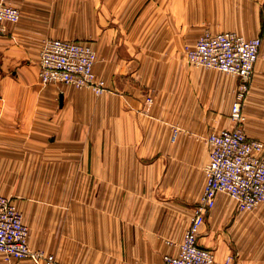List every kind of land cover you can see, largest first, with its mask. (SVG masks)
<instances>
[{
	"label": "crops",
	"instance_id": "0c3cea01",
	"mask_svg": "<svg viewBox=\"0 0 264 264\" xmlns=\"http://www.w3.org/2000/svg\"><path fill=\"white\" fill-rule=\"evenodd\" d=\"M3 1L20 19L0 34V195L29 245L52 264H160L199 202L205 138L237 125V78L185 49L205 31L261 37L242 127L264 141V0ZM47 38L91 45L111 91L41 82ZM254 209L217 194L198 234L215 264H264V202ZM0 264L33 263L0 252Z\"/></svg>",
	"mask_w": 264,
	"mask_h": 264
},
{
	"label": "built area",
	"instance_id": "2783aa9c",
	"mask_svg": "<svg viewBox=\"0 0 264 264\" xmlns=\"http://www.w3.org/2000/svg\"><path fill=\"white\" fill-rule=\"evenodd\" d=\"M20 19L18 8L0 1V34L5 24ZM262 39L246 38L234 31L203 32L185 49L186 60L197 67L212 68L234 75L237 82L230 117L237 125L212 131L205 138L209 158L204 168L205 183L199 202L193 206L189 224L174 254H164L160 264H215L211 248L198 244L199 230L213 208L218 193H225L239 209L252 210L264 202V141L250 138L242 125L243 105L249 93ZM96 53L83 41L47 38L39 52L38 76L43 83L60 82L89 88L96 95L111 91L94 70ZM151 102L150 97L146 98ZM177 129L173 130L174 135ZM29 229L12 199L0 195V252L27 259L33 264H52L54 256L29 245ZM230 257L226 259V263Z\"/></svg>",
	"mask_w": 264,
	"mask_h": 264
},
{
	"label": "rangeland",
	"instance_id": "374dc122",
	"mask_svg": "<svg viewBox=\"0 0 264 264\" xmlns=\"http://www.w3.org/2000/svg\"><path fill=\"white\" fill-rule=\"evenodd\" d=\"M56 83H58V84H61L60 82H56ZM51 193H54V191L52 190L51 191ZM223 194H225V193H223ZM226 195V194H225ZM226 196H228V195H226ZM229 197V196H228ZM230 198V197H229ZM16 205V204H15ZM17 206V205H16ZM17 208H18V206H17ZM19 209V208H18ZM255 209L253 208L252 210H244V211H249V212H252V211H254ZM21 212V211H20ZM228 262H229V260H228Z\"/></svg>",
	"mask_w": 264,
	"mask_h": 264
}]
</instances>
